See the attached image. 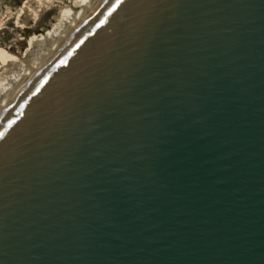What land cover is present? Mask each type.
Instances as JSON below:
<instances>
[{"label":"water","instance_id":"95a60500","mask_svg":"<svg viewBox=\"0 0 264 264\" xmlns=\"http://www.w3.org/2000/svg\"><path fill=\"white\" fill-rule=\"evenodd\" d=\"M0 264H264V0H102L0 114Z\"/></svg>","mask_w":264,"mask_h":264},{"label":"bare ground","instance_id":"6f19581e","mask_svg":"<svg viewBox=\"0 0 264 264\" xmlns=\"http://www.w3.org/2000/svg\"><path fill=\"white\" fill-rule=\"evenodd\" d=\"M31 2L37 3L39 0H27L24 3L15 21L20 29L29 28ZM101 2L102 0H74V9L54 17L46 35L32 40L22 59L0 60V114L57 55Z\"/></svg>","mask_w":264,"mask_h":264},{"label":"rangeland","instance_id":"374dc122","mask_svg":"<svg viewBox=\"0 0 264 264\" xmlns=\"http://www.w3.org/2000/svg\"><path fill=\"white\" fill-rule=\"evenodd\" d=\"M26 1L3 0L0 2V60L2 61L22 59L31 41L46 35L54 17L75 7L74 0L31 2L29 28L23 30L16 26L15 21Z\"/></svg>","mask_w":264,"mask_h":264}]
</instances>
